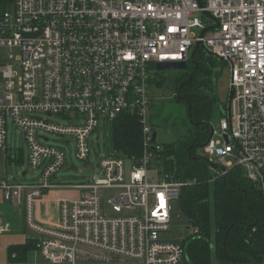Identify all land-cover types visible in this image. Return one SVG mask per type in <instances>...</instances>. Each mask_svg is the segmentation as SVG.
Listing matches in <instances>:
<instances>
[{"label":"built area","instance_id":"built-area-1","mask_svg":"<svg viewBox=\"0 0 264 264\" xmlns=\"http://www.w3.org/2000/svg\"><path fill=\"white\" fill-rule=\"evenodd\" d=\"M200 1L202 6L197 0H10L0 8V47L9 58L19 50L17 70L0 67V147L8 129L18 128L28 165L38 171V180L26 184L0 178V191L23 209L24 227L35 235L32 246L47 264H187L184 246L164 235L184 183L148 180L161 144L152 139L155 129L145 115L150 70L188 63L197 42L228 65L234 90L229 115L225 111L210 127L203 146L211 181L236 166L260 184L264 198V0ZM125 113L138 118L141 154L109 149L91 180L60 182L63 167L78 169L42 132L74 139L76 157L85 160L89 137ZM126 159L132 161L128 181ZM55 190H87L89 196L58 198L56 223L43 222L37 203ZM10 230V221L0 218V234Z\"/></svg>","mask_w":264,"mask_h":264},{"label":"trees","instance_id":"trees-1","mask_svg":"<svg viewBox=\"0 0 264 264\" xmlns=\"http://www.w3.org/2000/svg\"><path fill=\"white\" fill-rule=\"evenodd\" d=\"M9 2L0 0V8ZM192 59L190 80L187 81V74L183 78L175 74L171 80L175 99L180 95L183 101H178L186 106L187 133L162 143L157 151L152 150L154 158L164 164L163 178L184 183L177 208L187 216V226L197 229L183 242L186 263L257 264L264 258V198L236 166L211 181L207 161L197 154V147L204 146L210 132L211 86L218 67H202L203 54L198 55V51ZM166 120L160 121V125L166 124ZM108 131L112 151L125 156L141 154L140 124L135 115L121 114L109 124ZM11 160L16 158L7 154V162ZM29 242L23 245L25 250Z\"/></svg>","mask_w":264,"mask_h":264},{"label":"rangeland","instance_id":"rangeland-1","mask_svg":"<svg viewBox=\"0 0 264 264\" xmlns=\"http://www.w3.org/2000/svg\"><path fill=\"white\" fill-rule=\"evenodd\" d=\"M205 20L209 22L210 20L205 17ZM11 58L7 57L5 50L0 47V67L11 64L14 66V70H17V60L16 57L19 54L17 48H13L10 52ZM221 72L217 74L213 86H211L212 92V116L209 121L212 127H217L219 119L223 115L224 104L227 102V93L230 87V70L228 65L220 63ZM152 77L149 84L150 93V108L147 109L145 115L146 124L154 125L155 131L157 132L156 142L159 144L172 141L182 134L187 133V128L189 127V121L186 120V106L178 100L175 99L174 86L172 83V72L170 70L159 71L155 67L150 70ZM4 80L0 76V84H3ZM155 114L156 117L151 119V115ZM39 116L44 117L47 121L67 125L68 123L61 117L57 115L45 116L39 114ZM167 119L166 124L160 125V121ZM107 124V122H105ZM101 125L94 134H92L89 141V154L88 158L85 160H80L76 157V142L66 136L54 135L49 132H42V136L48 138L45 141L48 144L55 146H60L63 148L67 163L73 164L78 171H74L71 166L69 168L63 167L58 171L56 178L62 183H86L91 180V177L95 174H99L100 169L96 167L100 159L107 155L110 149L108 129L106 125ZM98 135V139L96 136ZM8 153L15 152L16 161L11 160L10 163L6 165V176L10 183H22L26 184L28 182H36L38 180V171L32 170L28 165V149L24 136L18 128L12 126L7 131L6 142L4 145ZM197 154L200 157L207 159L204 154L203 146H198L196 149ZM21 154V156L19 155ZM19 156L21 158H19ZM212 169V167L209 165ZM132 169V161L126 159L125 161V178L126 181L129 180L130 171ZM25 173V174H23ZM164 176V164L159 158H153L149 163L148 168V180L159 181L162 180ZM254 188L261 192L260 184H253ZM66 191V194L70 198H78L81 195L85 197L89 196V191L85 190L80 193V191ZM108 196V193L103 191L101 193V198L104 201ZM6 201V200H5ZM10 204V202L6 201ZM11 205V204H10ZM18 208H21L18 206ZM109 208L107 205L103 206V210L107 211ZM170 230L164 235L173 239L174 241L180 243L183 246V242L192 235V227H188L186 224L187 216L185 213L177 208V204L174 202L173 205V216L171 218ZM211 264H215L212 261ZM253 264V263H248ZM255 264V263H254Z\"/></svg>","mask_w":264,"mask_h":264},{"label":"crops","instance_id":"crops-1","mask_svg":"<svg viewBox=\"0 0 264 264\" xmlns=\"http://www.w3.org/2000/svg\"><path fill=\"white\" fill-rule=\"evenodd\" d=\"M225 111L226 107L223 109V114ZM154 117H156V115L152 114V121ZM7 154H10L12 158L15 157V152L8 153L5 146L0 147V178H7ZM65 196L69 195L66 194L64 190L51 191L45 195V197L37 203V218L43 222L56 223L58 219V198ZM0 218L8 220L11 223V230L0 234V264H47L40 252L35 250L32 246L35 235L24 227L23 209L6 203L1 191ZM28 241H30L29 248L25 250L23 245L27 244ZM23 250L25 252L20 256L19 253Z\"/></svg>","mask_w":264,"mask_h":264},{"label":"water","instance_id":"water-1","mask_svg":"<svg viewBox=\"0 0 264 264\" xmlns=\"http://www.w3.org/2000/svg\"><path fill=\"white\" fill-rule=\"evenodd\" d=\"M199 5L202 6L201 4V1L200 0H197ZM204 15L208 16V17H211L209 15L208 12L206 11H203L202 12ZM216 27V26H215ZM209 29V28H207ZM207 29H204L202 32H201V35L203 33H205L207 31ZM195 49L197 48H202L203 51L205 52L206 55H209V56H213L215 57L210 51H208L200 42H197L194 46ZM216 58V57H215ZM156 68L160 71H166V70H170V71H179V70H185L187 68V63L185 62H172V63H164V64H157L156 65ZM179 95V94H178ZM234 96V90H233V87H229V90H228V93H227V105H226V111H227V114L229 115V108H230V103H231V99L233 98ZM178 100L180 101H183V97H181L180 95L178 96ZM211 130V129H210ZM211 131L209 132V136L208 138L211 136ZM157 136V132L156 131H153L152 133V139L155 140ZM76 170V169H75Z\"/></svg>","mask_w":264,"mask_h":264},{"label":"flooded vegetation","instance_id":"flooded-vegetation-1","mask_svg":"<svg viewBox=\"0 0 264 264\" xmlns=\"http://www.w3.org/2000/svg\"><path fill=\"white\" fill-rule=\"evenodd\" d=\"M195 51H198V55H200V52L203 54V62L204 63L202 64V67H204L206 65H212V67L214 69L217 66L218 67V73L221 72V67L219 66L221 61L219 59L214 58L213 56L206 55L202 48H199V49L198 48L197 49L193 48L192 52H191L190 61L187 63V68L185 70L171 71L173 76L176 74V76L180 75L183 78L185 76V74H187L188 75L187 81L190 80V78L192 76V73H191L192 64H191V62L194 61L192 59V57L194 56V52Z\"/></svg>","mask_w":264,"mask_h":264}]
</instances>
